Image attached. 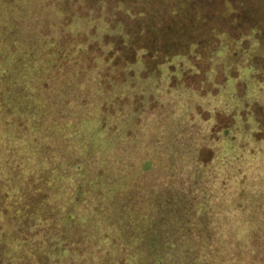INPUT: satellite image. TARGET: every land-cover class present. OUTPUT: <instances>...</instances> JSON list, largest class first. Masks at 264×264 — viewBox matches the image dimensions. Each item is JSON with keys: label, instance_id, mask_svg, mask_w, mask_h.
<instances>
[{"label": "trees", "instance_id": "obj_1", "mask_svg": "<svg viewBox=\"0 0 264 264\" xmlns=\"http://www.w3.org/2000/svg\"><path fill=\"white\" fill-rule=\"evenodd\" d=\"M0 264H264V0H0Z\"/></svg>", "mask_w": 264, "mask_h": 264}, {"label": "rangeland", "instance_id": "obj_2", "mask_svg": "<svg viewBox=\"0 0 264 264\" xmlns=\"http://www.w3.org/2000/svg\"><path fill=\"white\" fill-rule=\"evenodd\" d=\"M263 55V54H262ZM242 63V62H241ZM218 68H219V70H218V74H217V76H216V80H218V81H221V79L223 78V76H224V71H223V68H222V65L221 64H219V66H218ZM140 69V68H139ZM137 78H139L140 80H139V82H143V83H145L146 85H148V87H147V89H146V96L147 97H151L150 95L151 94H149L151 91L150 90H153V91H156V89H154V81L151 79V80H147V79H144L143 80V78H141L140 76H138ZM189 80H191V81H194L193 79H191L190 77H188L187 79H186V81H189ZM196 81H197V79H196ZM194 83H196V82H194ZM161 84V83H160ZM242 85V84H241ZM212 86V82L210 81H207L206 82V85H205V87L208 89V88H210ZM158 93V92H157ZM175 93L176 92H174L173 94H172V97H173V100H174V102H175V104L173 105V104H171V106L169 105V104H166V101L167 100H165L164 101V105H163V107H166L168 110H169V112H170V114H180L182 117H183V115H182V113H183V111L184 112H186V110H187V101L185 100V99H187L185 96H183V98L181 97V96H177V95H175ZM187 94H189V91L187 92ZM190 96H188V97H192V95H193V93L192 94H189ZM192 98H194V97H192ZM163 100H164V98H163ZM153 101L156 103V104H159L160 103V101L156 98V97H154V99H153ZM221 114V113H220ZM225 113H222L221 114V116L223 117V119H225ZM185 117H186V115H185ZM196 120H195V122H194V129H202L201 131H205V126H206V121H204V120H201V117L199 116H197L196 118H195ZM227 123H229V122H232L233 121V118L232 117H229V116H227L226 117V120H225ZM246 158H248L247 159V163L250 161V159H249V156H246ZM259 158H255V159H253L252 160V164L253 165H257L258 163H259ZM246 163V164H247Z\"/></svg>", "mask_w": 264, "mask_h": 264}]
</instances>
